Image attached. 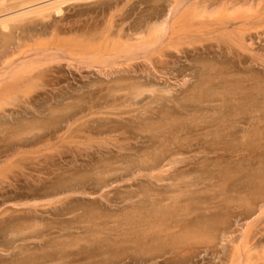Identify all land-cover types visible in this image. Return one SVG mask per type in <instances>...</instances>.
Wrapping results in <instances>:
<instances>
[{
  "label": "rangeland",
  "instance_id": "1",
  "mask_svg": "<svg viewBox=\"0 0 264 264\" xmlns=\"http://www.w3.org/2000/svg\"><path fill=\"white\" fill-rule=\"evenodd\" d=\"M171 1L72 2L64 6L63 15L65 24L77 27L71 37L83 41L84 46L102 44L97 53L104 55L105 46L99 38L111 21L156 19L159 14L145 15L154 7L169 13ZM253 6L264 12V0H256ZM142 9L146 11L141 13ZM31 21L43 20L26 17V23ZM254 24L247 27L253 35L248 49L234 45L238 32L227 39L207 35L179 40L183 27L177 40L194 45H186L187 55L174 51L177 58L169 57L168 65H161L159 59L150 63L144 57L132 61L131 66L122 65L118 62H124L123 58L113 63L111 57L107 68L100 55L90 62L96 60L97 66L90 68L76 64V70L65 62L53 64L58 67L53 74L58 80L45 75L23 88L24 97L17 94V99L15 92L13 96L9 91L10 95L1 94L0 264H225L229 248L222 250L221 244L215 251L200 247L192 254L185 249L181 252L184 246L159 248L156 244L158 250L149 244L147 251L154 246L146 254L141 243L138 246L143 236L136 239L135 229H139L135 227L140 216L156 208L162 210L166 204L171 212L168 205L176 209L175 203L181 210H174L181 211V218L197 214L224 217L240 231L246 224L241 217H229L230 209L224 204L250 177L260 181L262 176L264 180V23ZM193 46L200 49L192 52ZM17 55L20 57V52ZM104 57L107 60V55ZM102 66L106 70H100ZM2 79V85L9 81ZM165 135L171 137L167 142ZM157 151L162 165L151 172L154 161L148 157ZM238 151L240 156L246 155L244 160L239 159ZM235 162L242 172H237ZM145 163L150 166L147 171ZM228 166H233V176L229 173L231 178L224 179L222 173ZM149 171L159 177L153 179ZM101 177L107 184L101 183ZM130 234L138 240L137 245L136 240L135 244L128 242Z\"/></svg>",
  "mask_w": 264,
  "mask_h": 264
},
{
  "label": "bare ground",
  "instance_id": "2",
  "mask_svg": "<svg viewBox=\"0 0 264 264\" xmlns=\"http://www.w3.org/2000/svg\"><path fill=\"white\" fill-rule=\"evenodd\" d=\"M86 1L91 2V0H0V50L3 51L2 49L3 48L5 49V51L0 52V79L3 78L4 82L6 80H9L4 85H2L3 82L0 81V85H2L0 87V97H1V94H5L9 91V93L11 95H13L15 92L16 98H17L18 97L17 94L24 93L23 88L25 89L28 86L27 87V89H28L33 82L38 83L42 78H44L45 75L47 77L49 75L50 78L53 76L52 77L53 80H58L59 77H56L53 75L54 72H56V70L58 69L57 65H56V67L52 66L55 63L58 64V66H60V64H62V62H65L67 67L70 69L75 68L76 64H78V66L79 65H83L86 67L89 66V68H90V65L94 66L97 63L96 60L98 58L100 59L101 56L104 57V55H107V57H108L110 55L107 58V60L105 57L104 58L102 57V59L106 60V61L103 60L104 63L107 62L104 65L108 64L109 61H110L109 64L112 63L110 60L111 57L113 58V63L116 60V58H118V59L120 58V60L123 58L124 62H122V61H121L122 63L118 62L122 65H123V63L126 62V64L128 63L131 66L132 61H135V59H139V58L141 59L143 57H144V60H147L150 63H153L154 61L156 62V60L159 59V62L160 61L162 62L161 65L163 63H167V65H168V63L170 61L169 57L170 58L172 57L171 59H175V57L177 56V54H174V51H176L177 53L183 52L184 55H187L186 52H190L188 47H186V45L191 46L194 44L192 42H189V43H192L191 45H189L187 42L185 45V42L187 41V39H190L191 37H197V38L201 37L203 39V37L207 36V35H212V38L214 36L219 35V36H223L227 39V37L236 34L235 32L240 33V35L237 33L239 36L236 35L237 37L236 36L234 37V38H236V43H234V45L238 46V48L240 47L241 49H242V47L246 48L247 43L252 42V40H253V35L251 33L252 30L249 33L247 27L251 26L254 23L258 24V22H259V24L264 23V12L258 8L254 9L255 6H253V4L256 0H172L169 4L167 3L169 8H170V9L168 8L169 13L166 14V13H164V11H158L157 8H159V7H154L152 12H150V13L148 12V14L145 15V16H152L153 14H157V15L159 14V17L156 19L154 16H152L151 18H149L150 20H147V21L145 20L144 22L137 21V20L135 22H128V20L125 19L119 23H116L114 21L117 18L111 22H110V20L107 21V22H110V24H109V26H107V29H105L106 31L104 32L102 37L99 38L104 43L105 51H106L104 53V55L103 54L101 55V53H97V52H99L98 50L102 49V44L96 45V46H92V45L88 46L89 45L88 44L87 46H84L83 41L77 42L75 36L71 37L73 33L78 32L77 27L74 24H68V23L65 24L66 17H64V15H63L64 14V10H63L64 6L66 4L72 3V2L73 3L74 2L75 3H77V2L78 3H81V2L86 3ZM117 1H119V0H117ZM191 1H192V4H190ZM188 6H189V8H186ZM180 7H183V8H180ZM144 11H146V10L142 9L141 13ZM177 15H178L179 19L176 20L175 18ZM28 16L40 17L44 22L41 21L39 23H37V22L35 23V22L31 21L30 23L29 22L26 23L25 19ZM118 18H119V16H118ZM137 19H139V18H137ZM38 20H40V19H38ZM140 20H141V18H140ZM77 22L79 23V21H77ZM176 24L177 25L180 24L181 27L179 29L177 27L175 28ZM188 26H190L191 29L190 28L186 29ZM182 28L184 29L183 33L181 32ZM252 28H253V26H252ZM79 29H81V28H79ZM180 33H182V34H181V37L179 38ZM207 37H206V39H209ZM178 38H179V40H186V41H184V42L178 41L177 40ZM213 39H216V38H213ZM211 41H212V39H211ZM228 41H230V40H228ZM91 43H92V40H91ZM250 44H252V43H250ZM90 47L91 48L93 47V48L90 49ZM196 47L199 48L198 46H196ZM196 47L193 46L192 48L191 47H189V48H191V50L193 52V51L200 49V48L197 49ZM185 48H187V49H185ZM205 48H206V46H205ZM205 48H203V49H205ZM227 48H229V47H227ZM247 49H248V47H247ZM91 50L92 51L95 50V51L92 53ZM17 52H20V54H21L20 57H15V55H17ZM89 52H91V53H89ZM249 52H248V54H249ZM182 54H179V55H182ZM17 56H19V55H17ZM95 57H97V59ZM94 58L96 59L95 60L96 63L95 62H94V64L90 63V62H92V60L94 61ZM100 64L103 65V62H101ZM126 64H124V65L126 66ZM114 65H116V63ZM96 66H97V64H96ZM102 67H104V66H102ZM105 67L108 68L107 65ZM105 67L100 69V70H103V69L106 70ZM152 67H153V65H152ZM110 68H111V66H110ZM155 72H156V70H155ZM199 79H200V77H199ZM32 85H34V84H32ZM9 93H7V94L10 95ZM30 94L31 93H29V95ZM139 95H141V94L137 93L136 96H139ZM13 96H15V95H13ZM22 96L24 97L25 95L22 94ZM22 96L19 95V97H22ZM54 96H56V95H54ZM7 97H9V96H7ZM7 100H11V99L9 98ZM154 100H156V99L154 98L153 101ZM3 104H4V102H3ZM2 107L4 108L3 105H2ZM222 109H223V106H222ZM257 116H258V114H257ZM70 120H73V118H70ZM221 124H223V123H221ZM166 136H168V135H165L162 137L164 138ZM170 138H168V139L170 140ZM165 139H166L165 140L166 142L169 141L167 139V137ZM160 141H164V139L161 138ZM248 144H249V142H248ZM164 146H162V148ZM166 147L167 146H165V148ZM231 147H232V150L235 149V147H233V146H231ZM250 148H251V145L249 147V150H250ZM229 149H230V147H229ZM157 150H158V148H157ZM166 150L168 151V148H166ZM166 150H164V148H163L162 151L164 152ZM162 151L160 150L159 152L163 158L164 156H163ZM159 152L157 151L158 155L155 152H153L156 155L153 154V155H151V157H148V158H151L152 161H154V164L149 163V165L151 164V167H150L145 163L147 165V167L145 166L146 171L149 170V167H150L151 172H153L154 170L156 171V169L161 167L162 162H160V160H159V158L161 157L159 155ZM34 153H36V152H34ZM234 153H235V151H234ZM11 154H12V152H11ZM150 154H152V153H150ZM238 154H239V156L241 155L239 153V151H238ZM7 155H8V153H7ZM143 155H141V156H143ZM16 156H18V154ZM236 156H238V155H236ZM242 156H240L239 159L243 158V160H244V158H246L245 157L246 155L245 156L242 155ZM237 158L234 161H237V163H240L241 160L238 161ZM15 159H16V157H15ZM10 160H12V159H10ZM168 160H170V159H168ZM234 161L231 163L232 165H235V164H233ZM106 162H108V161H106ZM150 162H151V160H150ZM237 163H236V167L238 168L237 172L239 170H241L240 172H242V169H239L240 166L238 164V166H239L238 167ZM240 165H241V163H240ZM223 167H226V166H223ZM227 168H228V171L225 174V171ZM227 168L226 169L224 168V170H225L224 171L221 167V169L224 171V174L222 173V176L224 177V179H226L225 176L227 177L229 175V173H232V174H230L231 177L233 176V172H231V170L234 171L233 166H231L232 169L230 168V166H228ZM98 169H100V166ZM144 171H145V169L143 170V173H144ZM158 171H160V169ZM109 172H107V174ZM151 172H150V175L151 174L153 175V173H151ZM235 172H236V170H235ZM6 173H7V171H6ZM220 173H221V170H220ZM1 174L2 173L0 172V175ZM103 174L106 175L105 173H103ZM141 174H142V172H141ZM144 174H146V172ZM159 174L161 176L162 173H159ZM140 175H138V176H140ZM155 175H158V173ZM155 175H153L154 176L153 179H155V178L157 179V177H159V176H155ZM230 175L228 176V178L230 177ZM235 175L238 176L239 174L234 173V177H235ZM2 176L4 177V175H2ZM148 177H149V175H148ZM173 177H174V175H173ZM261 177H260V181L256 180V179L252 180V177H250L248 182L244 183L243 189L241 191H239V193L237 195L230 197V199L226 198V200H225L224 205L230 209L229 210L230 211L229 217H231V218L241 217V219L243 221H246L245 225L240 226L241 231L234 229V227L232 228V226L228 224V221H226V219H224V217H220V218L218 217L217 218L216 216H204V215H198L197 214V215H194V216L189 217V218L187 216L182 215V218L184 217L182 219L180 216V214H182V213H180L181 211H179V210L175 211L177 209V207H178V209H180L178 206V203L176 205L175 201L172 200V202L175 203L174 205L177 207L175 209V207L171 206V204L168 205V207L169 206L172 207L171 212H170V210H168L167 204H166V207L164 206L165 208H167L166 210H164L165 208L164 209L162 208V210H160V208H156L158 210L154 209V212H153L152 211L153 209H152V210H150V211H152V213L149 212V214L147 213V214L140 216L139 221L136 222L137 227H135V228H138L139 230L135 229V231H136V234L138 231L141 233L138 232L137 235L135 234V236L137 238L135 236H133L134 232L132 233L133 235L130 234V235H132V238L129 237L128 242L131 241L130 243L135 244L134 241L136 239H138V237L141 234V237L143 236L142 237L143 240H142V238L139 239L138 246L141 243L140 246L142 247L144 252L147 251L146 248H148V247H146V246H148L149 244L150 245L155 244V246L153 245L154 247L153 246H151V248L149 247V250H151L153 248H157L158 246H156V244L157 245L160 244L159 248H161L162 245L165 246L166 244H168V245L173 246L174 248L178 247L180 249L184 246V248L181 249V252L185 249L184 251H186V253L188 252L189 254L190 253L192 254L197 249L200 250V247H206L208 249V251L210 249H214V251H215L217 249L218 245L221 244L222 250L228 251V248H229V253H228L229 255L226 256L228 258V260H225V264H264V180L261 179ZM161 178H162V176H161ZM99 179H100V177H99ZM153 179L151 178V180H153ZM102 180L105 181V179L103 177H101V183H104ZM158 181H161L160 178L158 179ZM177 181H179V180H177ZM99 182H100V180H99ZM169 182H171V184H173V181H169ZM105 183L107 184V182H105ZM171 184L170 185L168 184V187L169 186L171 187ZM112 186H110V187H112ZM174 186H175V184H174ZM223 187H225V186L223 185ZM101 198H103V197L101 196ZM172 199H174V197ZM55 201L57 203V199ZM176 201H177V198H176ZM126 202H128V201H126ZM159 202H158V205H160ZM220 206H222V205H220ZM172 209L173 210L175 209V210L172 211ZM183 213H185V212H183ZM236 223H238V220ZM132 239H133V241H132ZM137 241L138 240L135 241L136 245H137ZM180 249H178V250H180ZM203 249H205V248H203ZM207 249H205L203 251H207ZM140 250H141V248H140ZM149 250L146 252V254L151 253V251H149ZM154 250L156 251V249H154ZM154 250H152V251H154ZM201 250H202V248H201ZM197 253H199V252H197ZM220 253H221V251H220ZM182 254H185V252H183ZM143 255H144V253H143Z\"/></svg>",
  "mask_w": 264,
  "mask_h": 264
}]
</instances>
